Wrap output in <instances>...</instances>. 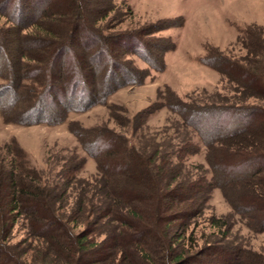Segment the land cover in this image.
<instances>
[{
	"label": "rangeland",
	"instance_id": "1",
	"mask_svg": "<svg viewBox=\"0 0 264 264\" xmlns=\"http://www.w3.org/2000/svg\"><path fill=\"white\" fill-rule=\"evenodd\" d=\"M112 2L113 8L107 17L96 25L103 36L111 38L107 49L119 53V62L113 59L110 72L106 65H96L94 71L100 80L89 87L88 93L80 89L75 95V91H66L54 99V104L46 98L37 102L34 89L24 87L19 91L16 86L13 91L15 84L0 76V101L14 107L8 118L0 111V199L5 200L3 209H0V252L5 253L2 259L9 256L13 262L42 264L41 260L45 258L46 238L35 232L30 220H26L24 210L12 211L7 206L12 198L7 193L9 186L12 181L20 183L25 175L32 181L30 185L41 188L34 191L30 187L29 191L34 195L46 196L49 192L45 186L61 189L54 196V212L56 215L66 214L73 233L81 236L88 233V239L95 242L105 239L109 226H98L87 232L83 222L87 214L80 207L83 199L97 202L104 195L100 188H96L104 176L97 159L84 146V143L92 146L96 138L87 129H109L124 137L131 151L145 158L149 170L154 173V180H149L152 184H156L158 167L162 165L166 169L174 168L177 175L174 178L168 176L164 179L166 183L175 184L179 180L197 185L201 179L204 185L211 183L209 198L203 200L202 195L199 197L203 202L201 208L198 201L194 202L195 205L188 203L194 210L198 208L197 214L179 219L169 228L170 238L175 242L173 249L176 252L181 249L189 251L183 256L189 260L186 264H220L221 254L232 255L231 263L234 264H246V261L248 264H264V223L256 219L255 209H249L243 202L253 191L264 196V184L252 180L226 183L224 179L225 173L231 170L226 161L231 162L229 155L242 151L264 152V130L255 129L257 120L259 123L264 120V88L255 84L252 89L242 91V87L231 82L226 73L202 62V59L211 57L221 63L224 58L235 63L232 67L237 68L238 64L241 70L263 74L264 80V0ZM88 6L93 14L101 15L96 5L91 3ZM35 14L32 18L36 17ZM88 14L86 10V17ZM13 17L20 18V12L15 9ZM86 17L84 26L88 24ZM6 26L5 18L0 14V30ZM84 26L75 25L82 37L76 45L70 44L69 47L88 55L89 49L78 44L89 36V29ZM57 30L62 34L64 28L60 26ZM28 52L29 56L20 57L21 63H34L33 54ZM16 55L10 52L14 64ZM64 58L68 60L62 70L64 76L55 82L61 87L67 85L62 83L66 77H73L65 74L73 57L68 54ZM47 59L48 56L42 59L43 65ZM148 61L155 67L161 64L165 67L155 69ZM7 65V61L0 58V72L8 68ZM61 66L63 63L58 68ZM228 67L225 65L226 69L233 71ZM146 71L148 75L145 74L141 84L127 83ZM23 83L28 85L31 82L24 80ZM111 83L121 86L115 87L106 102H96L83 111H72L64 122L34 123L48 115H59L66 104L79 102L83 105L82 102L93 94L98 96L110 90ZM153 104L161 106L146 112V108ZM229 106L246 111L243 119L241 116L234 119L235 114L231 116L230 120H237L236 125H231L226 117L225 109ZM21 118L29 123H23ZM243 126L248 127L245 134L229 136ZM201 136L216 139H211L216 147L209 158ZM219 137L225 139L220 141ZM105 144L102 140L100 147ZM225 154L228 156L224 157ZM222 158L225 163H220ZM69 170L76 171L77 180L66 178ZM114 180L127 186L132 182L120 176L110 181ZM71 218L72 221L77 218V221L73 223ZM239 246L247 250L245 257L236 254L235 247ZM161 253H164L162 249ZM123 262L128 264L127 260Z\"/></svg>",
	"mask_w": 264,
	"mask_h": 264
},
{
	"label": "trees",
	"instance_id": "2",
	"mask_svg": "<svg viewBox=\"0 0 264 264\" xmlns=\"http://www.w3.org/2000/svg\"><path fill=\"white\" fill-rule=\"evenodd\" d=\"M14 2H16V8L13 7ZM91 3L96 5L101 15L93 14V10L88 6ZM112 8V0L105 2L101 0H0V14L5 18L7 24L3 31L0 30V36L3 35L4 37L0 39V58H4L8 63V68L0 72V76L15 84L13 91H16V86H18L19 91V88L23 89L24 87L30 90L34 89L36 91L34 98L37 102L41 98H46L50 101V104H54V99L66 91H75L74 95L78 89L88 93L89 87L96 85L100 80L94 71L95 66L101 63L102 66L106 65L110 72L113 59L116 63L119 62V53L115 49H113L114 52L112 49L110 51L107 49V42L111 38L103 36L96 25L107 17ZM15 9L21 14L18 19L13 17ZM86 10L89 13L88 17H86ZM34 13H36V17L32 18ZM84 17H86L88 23L85 26L82 25L84 24ZM75 25L80 26V28H82L81 26L88 27L89 29V36L78 43L81 48L86 47L89 49L88 55L69 47L70 44L76 45V42L82 37L77 29L78 27L75 29ZM60 26L64 28L62 34L57 30ZM27 28H30V31L26 33L24 31ZM62 38H65L64 42L59 43L58 41ZM28 51H30V55L33 54L34 63H21L20 57L29 56ZM10 52L17 53L15 64L12 62ZM68 54L73 59L71 62L69 61L70 66L65 74H72L73 79L67 75L66 81L62 82L67 85L64 87L57 86L55 82L60 80V76H64L62 70H65L64 65L68 61L64 56ZM47 56L48 59L43 65L42 59ZM202 62L226 73L231 82H236L242 87V91L252 89L258 84H261V88H264L263 74H255L249 72V70L246 72L244 69L241 70L242 67L238 64H236L237 68L232 67L231 65L235 63H231L224 58H222L221 63L217 58L211 57L202 59ZM62 63L63 67L58 68ZM148 63L150 62L148 61ZM150 65L159 70H163L165 67L163 64L160 67H155L151 63ZM225 65L229 66L230 69L232 67L233 71L226 69ZM145 74L148 75V71L141 76L137 75V78L127 81V83L141 84L144 81ZM24 80L31 83L24 84ZM118 83H111V89L105 90L103 94L98 96L95 95L96 93L93 94L89 100L82 102L83 105H80L79 102L66 104L59 115H48L45 118L35 120L34 123L54 124L64 122L72 111H83L96 102H106L115 87L121 86ZM94 95L97 96V99ZM160 106L153 104L146 108V112H152ZM13 108L11 105H6L4 101H0V111L4 117H11ZM225 112L228 114L226 117H229L231 125H236L237 120H230L231 116L235 114L234 119L237 118L236 116H241L240 118L243 119L244 116L242 115L246 111H244V108L229 106L225 109ZM248 113L250 112L247 111ZM20 120L25 124L29 123L24 118ZM263 121L259 123L257 120L256 130H264ZM247 129L248 127L244 126L243 128H237L229 136L243 135ZM87 130L94 133L96 138L92 146L89 143H84V146L97 159L100 172L104 176V179L102 178L96 186L104 192V195L97 202L92 199L90 201L83 199V206L80 208L84 210L85 215L87 214L83 220L87 226V232L98 226H109L110 230L104 240L98 242L90 240L88 239V233L85 236L76 235L69 227L70 223H68L69 219L66 214H55L56 202L54 196L61 190L58 187L45 186L49 192L48 196L34 195L29 191L30 187L34 191H40L41 188L30 185L32 181L25 175L20 179V183L17 181L15 182L17 184H14L12 181L7 191L12 196L11 199L9 198L7 206L9 205L12 211L24 210L27 213L26 220H30V225L35 232L46 238L47 244L43 248L46 254L45 258L41 260L42 264H123L124 260H127L128 264H186L189 260L184 259L183 256L189 251L181 249V252L178 251V253L173 249L175 242L170 238L172 235L170 236L169 228L177 220L192 218L197 214L198 208L194 210L191 205H195L194 202L198 201V206L202 207V199L207 200L211 195V186L209 187L211 183H205V186L202 179L197 185L195 183L188 185L191 181L185 184L179 180L175 184L172 182L166 183L164 179H167L168 176L174 178L177 175L174 168L166 169L162 165L158 167L159 177L157 176V185H154L149 181L150 179L154 180V173L149 170L150 167L147 165L145 158L140 153L134 150L131 151L127 147L124 137L109 129ZM73 132L79 135L77 130L73 129ZM211 139L216 140L215 137ZM211 139L201 136L208 158L213 148L216 147L215 145L213 147L214 143H211ZM217 139L222 141L225 138L219 137ZM102 140L106 143L103 148L100 147ZM227 156L225 154L224 157ZM229 156L231 162L230 160L226 161L229 162L231 170L224 175L226 183L234 181L247 183L252 180L264 184L263 151H252L250 153L242 151ZM220 163H225V160L223 161L222 158ZM76 174V171L69 170L68 174L66 173V178L77 180ZM115 176H120L132 182L127 186L125 184L120 185L116 180L114 182L110 181ZM172 185L174 187H171ZM1 191L2 186L0 194H2ZM201 195L202 197H200ZM199 197L202 199L200 200ZM243 202L249 209H255L256 219L262 220L264 223V196L253 191V193L250 192V196L248 195L243 199ZM188 203L191 205H188ZM4 204L5 200L0 199L1 210ZM71 207L73 209V206ZM70 221H72V218ZM75 221H77V218L72 222ZM160 242H162L161 245ZM60 243H62V249H60ZM161 249L164 253H161ZM235 249L238 257H245L248 254L247 250L245 251L240 246L235 247ZM4 254V252H0V264H26V262H13L9 256L2 259ZM220 257V264H234V262L231 263L232 255L221 254ZM244 259L246 261V258ZM245 261L241 260L243 263ZM246 264H248L247 261Z\"/></svg>",
	"mask_w": 264,
	"mask_h": 264
}]
</instances>
